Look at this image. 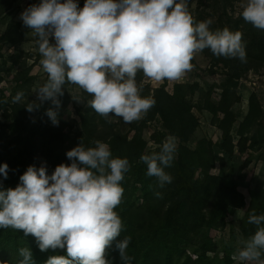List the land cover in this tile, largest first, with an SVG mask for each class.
<instances>
[{"label": "clouds", "instance_id": "1", "mask_svg": "<svg viewBox=\"0 0 264 264\" xmlns=\"http://www.w3.org/2000/svg\"><path fill=\"white\" fill-rule=\"evenodd\" d=\"M241 8L246 22L264 30V0H242ZM20 19L37 35L40 63L48 75L35 91L40 103L25 108L31 113L50 101L54 107L46 115L54 126L59 124L60 97L67 83L90 94L87 104L100 116L109 118L113 113L131 123L155 104L153 98L142 97L138 71L152 81H178L191 71L194 55L204 49L246 62L242 33L228 28L211 31V19L195 22L188 0H85L82 8L78 0H40ZM23 97L22 91L17 92L11 102L19 103ZM94 145L86 148L81 143L67 151L71 163L59 164L50 175L46 163L31 165L14 189H3L0 183V229L23 230L41 251L66 249V256H51L46 264H109L106 248L122 232L115 208L121 203L120 182L130 163L127 158H113L107 143ZM176 148L175 138L169 136L160 151L141 156L147 175L156 177L161 188L172 182L165 169L171 167ZM8 171L7 163L0 164L3 179ZM248 222L260 227L243 242L239 259L264 264V214L253 213ZM130 243L131 237L125 236L115 245L125 264H131ZM18 253V264H34L29 248Z\"/></svg>", "mask_w": 264, "mask_h": 264}, {"label": "trees", "instance_id": "2", "mask_svg": "<svg viewBox=\"0 0 264 264\" xmlns=\"http://www.w3.org/2000/svg\"><path fill=\"white\" fill-rule=\"evenodd\" d=\"M11 2L0 1V14L11 8ZM84 3L85 0H78L80 8ZM188 9L197 23L211 19V31L224 28L240 31L246 62L217 57L209 49L201 51L210 59L209 70L205 71L213 72V67L217 66H222L225 71L217 97L212 98L209 90L197 106L192 101L199 88L197 82H176L171 90L164 84L158 87L145 85L142 97L153 98L155 104L139 121L132 123L131 136L123 133L110 118L100 116L89 107L87 102L92 96L85 91V105L77 110L80 130L71 133L69 123L63 118L69 102L67 88L71 83L65 85L64 95L60 97L58 126H54L46 115L47 109L54 107L50 101L29 113L25 107L32 102L39 104L38 100L28 102L22 99L13 104L0 86V101H7L0 103V113L4 114L0 121V164L9 166L7 179L0 176L3 189H14L20 183V175L31 165L40 167L46 163L50 175L59 164H70L67 151L81 143L86 148L94 147L95 141L107 143L113 158L129 160L130 169L120 182L124 189L122 200L115 208L123 229L106 248L105 259L109 264H125L115 247L116 242L125 236L131 237L127 249L131 264H234L238 247L232 239L225 242L214 240L211 231L225 229L229 217L238 209H245V216L239 224L241 236L251 238L260 227L250 224L248 218L253 213L264 214V193L258 200L247 204L238 181L246 178L244 170L251 164L253 153L263 149L264 112L254 93L248 98L247 112L241 121L237 120L232 109L240 101L238 87L243 74L264 68V30L243 19L242 9H236L235 0H188ZM12 27L17 29L20 23ZM11 60L15 65L17 56ZM2 71L0 66V82L3 80ZM28 74L29 67L13 76L14 85L10 88L14 96L27 90L25 88L33 79ZM142 74L138 71L136 78ZM47 79L46 74L42 85ZM197 107L211 115V124L219 130L220 136L214 141L200 139L191 148L188 142L200 124L194 112ZM153 121H158L162 130L150 134L155 146L148 147L143 131ZM168 136L174 137L177 145L172 165L165 169L173 179L161 188L156 177L147 175V166L141 156L160 151L163 139ZM217 150L227 157L235 153L242 156L235 178L225 179L212 172L214 167L226 162L223 156L216 155ZM156 192L162 194L160 198ZM24 247L32 251L34 264H46L54 255L66 256V249L41 251L35 238L25 236L23 230L0 229V264H18L21 259L18 250Z\"/></svg>", "mask_w": 264, "mask_h": 264}, {"label": "rangeland", "instance_id": "3", "mask_svg": "<svg viewBox=\"0 0 264 264\" xmlns=\"http://www.w3.org/2000/svg\"><path fill=\"white\" fill-rule=\"evenodd\" d=\"M11 1V8L0 14V66L3 69L1 73L3 80L0 82V86L8 100L12 101L14 94L10 87L14 85L13 76L15 73L29 67L28 75L32 76L33 79L28 84V88H25L27 90L24 92L23 100L28 102L37 101L35 91L42 85L47 73L43 70L40 63L42 56L38 50V37L32 29L23 25V22L20 19V14L29 6L38 4L40 0ZM241 4L242 0H235L237 10L242 9ZM15 23H20V27L14 29L12 26ZM50 43L54 44V39L50 38ZM15 56H17V63L13 65L11 58ZM3 61L6 63L3 64ZM191 63L193 65L191 71L185 73L183 78L178 81L163 80L156 82L148 79L142 74L139 79L136 78L137 84L142 85V87L145 85L158 87L164 84L168 90H171L172 85L176 82H197L199 88L192 96V101L196 106L201 104L202 99L209 90L211 92V97L215 99L224 82L225 70L222 66H217L213 67V72L205 71L209 70L208 68L211 64L210 59L202 52L196 53ZM83 91V89L75 84H71L67 88L69 102L64 110L63 118L69 123L71 133L80 130L77 110L78 108H83L85 105ZM238 93L240 95V101L236 103L232 109L236 114L238 121H241L245 116L248 108V98L252 93L256 95L264 112V68L249 70L243 74L239 81ZM75 99H80L83 102H77ZM194 112L197 115L200 124L188 142V146L191 148L195 147L197 141L200 139L207 138L214 141L220 136L219 130L211 124V115L207 111L199 110L197 107L194 109ZM2 115L4 116V114L0 113V121L4 118ZM109 115L111 116L109 117L110 120L116 123L123 133L125 132L130 136L132 135L133 130L130 128L134 121L131 123H124L122 117H115L113 113H110ZM263 126L264 125H262V128H264ZM160 130H162V128L158 121L151 122L148 127L144 129L143 136L148 140V147L155 146L153 141L150 140V134L154 131L157 132ZM168 137H165L163 142ZM216 155L223 156L226 162L223 166L214 167L212 172L221 175L225 179H228L229 177L235 178L238 166L242 162V156L239 153H235L232 157H227L226 154L218 150L216 151ZM252 158L253 160L251 164L244 170L246 172V178L238 181V188L244 194L247 204L252 200H258L264 193V145L261 151L253 153ZM244 216L245 209L235 210L229 217L230 222L228 226L223 230H212L211 236L214 240L219 242H225L232 239L233 244L238 247V250L235 252L236 260L234 264L240 262L243 264H256L255 261H241L238 256L239 251L243 247V242L250 239L241 236L239 233V224ZM209 255L213 257V255ZM261 258L264 259V255H262Z\"/></svg>", "mask_w": 264, "mask_h": 264}]
</instances>
